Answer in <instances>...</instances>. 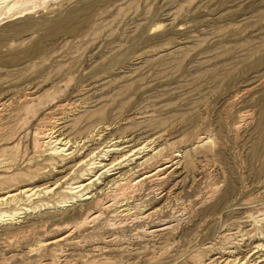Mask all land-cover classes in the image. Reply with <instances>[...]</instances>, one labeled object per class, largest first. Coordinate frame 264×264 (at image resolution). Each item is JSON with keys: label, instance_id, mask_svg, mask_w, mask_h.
Wrapping results in <instances>:
<instances>
[{"label": "rangeland", "instance_id": "1", "mask_svg": "<svg viewBox=\"0 0 264 264\" xmlns=\"http://www.w3.org/2000/svg\"><path fill=\"white\" fill-rule=\"evenodd\" d=\"M29 8L0 16V101L15 102L0 112V194L63 180L82 158L61 165L36 150V130L61 110L71 138L94 124L105 141L155 140L140 159L145 170L183 156L165 197L148 186L131 202L162 207L154 220L116 227L107 212L44 247L94 211L62 182L34 200L43 210L0 224V264H201L239 230L249 238L240 255L264 264V247L255 248L264 241V0H37ZM69 100L77 106L62 109ZM245 110L253 124L235 129ZM182 212L174 228L147 233Z\"/></svg>", "mask_w": 264, "mask_h": 264}, {"label": "bare ground", "instance_id": "2", "mask_svg": "<svg viewBox=\"0 0 264 264\" xmlns=\"http://www.w3.org/2000/svg\"><path fill=\"white\" fill-rule=\"evenodd\" d=\"M36 2L37 0H0V16L4 13L3 11H11L12 9H19V13H22L30 9V4H36ZM30 93L33 92L30 91L24 93L21 95V97L28 96ZM28 99L31 98L29 97ZM13 102L14 100L12 99L0 101V112L6 109L9 110V107L13 104ZM75 102H71L70 100L67 101L66 104H62V109L75 108L77 106ZM61 111L60 114L62 115L59 117H52L48 123L42 127V130H36V150L43 153L48 151V153L44 154V156L49 155L50 157L48 159H56L61 165L67 160H72L74 158L76 159L77 157L81 156L82 158H80V160L74 164L71 173L69 172L63 180L40 187L36 185L27 186L24 188H18L15 191H8L4 195L0 194V224L17 223L21 221L19 219L23 218L26 214L43 210L42 207L35 204L34 200L36 198H40L42 195L49 196L51 194V197L54 196L57 193V190L63 186V183L66 184L64 187L65 192L73 195V198L79 196L80 201L92 200L91 204L93 205L92 207L94 211L89 212L82 220L71 225L68 224V228L71 229L70 232L58 239H52L51 241L43 242L41 245L44 247H48L49 245L57 244L60 241L69 239L75 231L84 228L88 224L90 225V223H96L101 217L105 216L107 212H114L113 216L116 221L112 223V225H117L116 227L129 223L140 222L142 220L150 221L149 219H152L154 216L158 215L159 212L163 210L162 207L148 208L149 204H144L145 201L136 204V207H132L131 202L136 201L138 197L149 188L148 186H150V189H152L151 191H156L157 195H161L160 198H163L168 194L165 192V189L168 183L170 184L169 181H171V177H173L175 174V170L177 168L175 165L179 162L178 158L183 156L181 151H175L165 157L164 160H162L160 164L157 165L158 167L145 170L147 169V166H145V161H141L140 159L144 158L145 155L148 154L146 152L149 151L150 149L148 148L151 147L149 142H153L155 140L147 141L138 147H133V140L132 138H128V136L127 138L125 136H116L105 141V139H103L104 134H100V136L97 138L95 137L98 135L99 129L102 127L98 128V126H95L94 124L90 125V128L91 126H93V128H89V134L87 136L81 135L79 136V139L71 138L65 131H63V128L60 127V124L62 123L61 119L63 118V115L66 114V112ZM262 114L264 116V111ZM254 115V111L252 110L241 111L238 114V120L234 122L233 127L235 129L240 127L241 129L243 124L252 123L253 119H255ZM263 120L264 117H262V121ZM205 138L207 137H201L200 141L206 143V141H204ZM101 139L102 141H100ZM94 140H97L96 144H100V146L85 155L86 151L89 150V145H86V143L94 142ZM62 172L64 171L62 170ZM78 175L82 177V180L79 179ZM101 195H103V197H100ZM26 202L33 203L30 206H27V204H25ZM74 203L75 202L62 201L58 204V207L63 208L74 205ZM8 204L11 205L9 210H3V208H8ZM13 205H16V207H13ZM183 212L175 217L173 216L174 219L167 220L166 218V220L163 221L158 227H149L147 229L148 232H146L153 237L160 231L174 228V226L180 223V221L182 223V217H180V215H183ZM261 220H264V215L259 218V221ZM141 229H143V227ZM229 235L231 241L230 245L225 249H221L219 252L220 255L218 254L210 258L208 257L209 260L207 263L203 261L204 259L200 260L199 262L201 264L252 263L251 261L253 259L251 260L249 255H240L242 253L240 251L241 246H243V244L246 242V239H249L246 238V233H242V231L239 230L235 232L232 231V233ZM259 247H264V241H259V243L255 245V248ZM67 260L68 258H64L62 262L65 261V263H67ZM52 262L49 263L52 264ZM69 262L70 260H68V263ZM53 263L55 264V262Z\"/></svg>", "mask_w": 264, "mask_h": 264}]
</instances>
